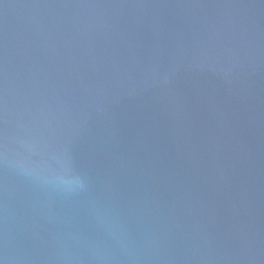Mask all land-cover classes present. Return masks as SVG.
<instances>
[{
    "label": "water",
    "instance_id": "95a60500",
    "mask_svg": "<svg viewBox=\"0 0 264 264\" xmlns=\"http://www.w3.org/2000/svg\"><path fill=\"white\" fill-rule=\"evenodd\" d=\"M0 264H264V0H0Z\"/></svg>",
    "mask_w": 264,
    "mask_h": 264
}]
</instances>
